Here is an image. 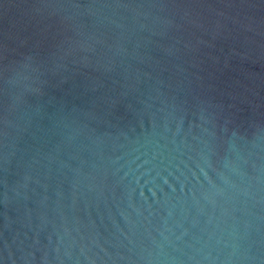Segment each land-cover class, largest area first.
Listing matches in <instances>:
<instances>
[{
    "label": "water",
    "instance_id": "95a60500",
    "mask_svg": "<svg viewBox=\"0 0 264 264\" xmlns=\"http://www.w3.org/2000/svg\"><path fill=\"white\" fill-rule=\"evenodd\" d=\"M0 264H264V0H0Z\"/></svg>",
    "mask_w": 264,
    "mask_h": 264
}]
</instances>
